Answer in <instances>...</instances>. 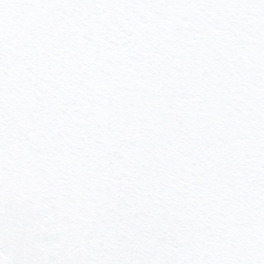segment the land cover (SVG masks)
<instances>
[{
    "label": "snow or ice",
    "instance_id": "snow-or-ice-1",
    "mask_svg": "<svg viewBox=\"0 0 264 264\" xmlns=\"http://www.w3.org/2000/svg\"><path fill=\"white\" fill-rule=\"evenodd\" d=\"M0 264H264V0H0Z\"/></svg>",
    "mask_w": 264,
    "mask_h": 264
}]
</instances>
